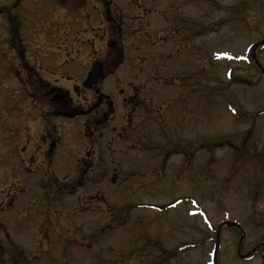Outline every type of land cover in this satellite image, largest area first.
Instances as JSON below:
<instances>
[{"label": "rangeland", "instance_id": "374dc122", "mask_svg": "<svg viewBox=\"0 0 264 264\" xmlns=\"http://www.w3.org/2000/svg\"><path fill=\"white\" fill-rule=\"evenodd\" d=\"M22 2L15 8L23 28L0 14V264H212L216 243L217 264H264V245L253 250L264 240V76L246 59L264 38V0H246L244 11L242 0H177L181 19H196L205 4L208 24L201 33L193 22L194 45L172 59L160 33L144 46L135 35L125 38L117 47L115 110L98 108V118H108L86 135L83 117L57 118L40 100L47 98L29 99L10 82L7 47L22 41L25 28L28 45L41 44L32 29L45 6L47 16L54 13L49 0ZM171 2L156 0L149 30L166 24ZM96 46L106 53L102 40ZM256 54L264 66V47ZM125 85L137 94L135 109L116 99ZM71 99L78 109L95 100ZM239 106L249 113L243 119ZM57 133L61 144L49 158L37 138ZM236 149L248 152L235 157Z\"/></svg>", "mask_w": 264, "mask_h": 264}, {"label": "flooded vegetation", "instance_id": "af4514ba", "mask_svg": "<svg viewBox=\"0 0 264 264\" xmlns=\"http://www.w3.org/2000/svg\"><path fill=\"white\" fill-rule=\"evenodd\" d=\"M22 1L13 0L8 8L7 5L0 6V14L6 13L12 25L14 22L20 23L21 21V25L19 24L21 28L24 27L23 20H21L15 7L16 4L18 6L22 4ZM201 1L205 2V0ZM49 2L52 4L50 8L54 11L53 15L47 16L49 14L45 9L49 6H45L44 15L46 17L38 24V27L32 29V31H38L37 39L39 40L36 43L41 42V44L32 45V47L28 45L25 39L29 29L25 28L20 33L22 41L18 45L10 46L13 51L11 64L13 79L11 81L16 82L13 86L20 85L27 97L47 98V100H40L48 108V112L57 118L83 117L82 124L85 135L87 130L95 131L98 123L101 124L104 119L108 118L106 113H102L99 119L97 116L98 108L106 106L111 113L115 110L113 92L114 83L118 77L115 72L116 67L123 63L122 56L116 57L119 52L117 47L122 45L125 38L135 35L138 45L144 46L148 38L160 33L158 35L160 41L164 35V41H170L171 48L168 53L170 55L193 45L194 16L191 17L186 14L181 19L180 4L177 5V0L171 2L166 24L162 28V25L157 24L150 30L149 17L158 9L155 6L156 0H150V3L148 0H86L82 8L75 10L65 9L53 0L59 9L51 0ZM203 5L204 9L205 4ZM164 11L166 10L164 9ZM204 12L202 10L201 17H199L202 19V31L206 28ZM74 13L77 15L74 16ZM157 16H159L158 13ZM99 20L103 26L94 27L93 24ZM20 27L14 29V35H19ZM100 40L106 47L104 55H100L96 46ZM84 44L92 45L94 48H91L88 53L86 52L84 58H80L81 45ZM35 52H37L36 57ZM78 59L83 61L85 67H78ZM96 60L101 62L103 75L95 85L87 89L83 86V79ZM127 87L128 85L117 87L115 96L116 99L121 98L123 105L131 108L137 104V94L134 95L136 92L127 90ZM75 95H88L91 99L95 98L94 104L78 109L76 102L71 99ZM39 130H44V127H40ZM46 136L47 138L41 137L40 139L42 142H46L48 146L45 149L46 155L52 157L56 147L61 144L60 134L57 133L51 139L49 134ZM96 157L97 153L93 151V159L91 160L93 168L97 162H95Z\"/></svg>", "mask_w": 264, "mask_h": 264}, {"label": "water", "instance_id": "95a60500", "mask_svg": "<svg viewBox=\"0 0 264 264\" xmlns=\"http://www.w3.org/2000/svg\"><path fill=\"white\" fill-rule=\"evenodd\" d=\"M58 4L66 7V8H79L82 7L85 3V0H55ZM259 44H264V38L254 43L251 47V57L254 59L256 65L260 68V70L264 73L263 67L259 64L256 55H255V49ZM102 75L101 70V63L98 61H95L89 72L87 73V76L83 80V85L87 88L91 87L93 84L96 83L98 78ZM228 225H237L234 222H226ZM264 244V242H263Z\"/></svg>", "mask_w": 264, "mask_h": 264}, {"label": "trees", "instance_id": "16d2710c", "mask_svg": "<svg viewBox=\"0 0 264 264\" xmlns=\"http://www.w3.org/2000/svg\"><path fill=\"white\" fill-rule=\"evenodd\" d=\"M246 6H247V2H246V0H242V3L240 4V8H242V10L244 11L245 9H246ZM246 58H247V63H249V65L252 67V68H254L255 67V64H254V62L250 59V57H249V53H247L246 54ZM233 75V74H232ZM232 77V76H231ZM231 77H229L228 79H230ZM225 87V86H224ZM205 88H203L202 90H198V97L201 99L204 95H205ZM236 109V113H237V115L239 116V118H241V119H243L245 116H248L249 115V113L248 112H246L245 110H243V109H241V107L239 106V107H236L235 108ZM138 132L139 131H137L136 132V135L134 136L135 137V139H136V141H134L135 143L137 142V137H138ZM237 137V135H234V136H226V137H223L224 138V141L226 140V143L227 144H230L235 138ZM247 138H248V133L247 134H245V132H243V137L242 138H240V146H245L246 145V142H247ZM221 141H223V140H221ZM137 144H139V143H137ZM206 145H210V143L208 142ZM168 147L170 148V146L168 145ZM236 151V155H235V157H242L244 154H246V152H248L246 149H245V152L244 153H242V152H240V150H234V152ZM3 249V247H0V249ZM178 250V249H177ZM13 264H20V262L18 261L17 263L15 262V260H14V262H13Z\"/></svg>", "mask_w": 264, "mask_h": 264}]
</instances>
